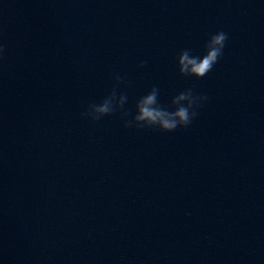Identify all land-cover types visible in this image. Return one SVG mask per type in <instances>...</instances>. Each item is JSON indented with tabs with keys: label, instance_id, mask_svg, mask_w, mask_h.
Wrapping results in <instances>:
<instances>
[{
	"label": "water",
	"instance_id": "95a60500",
	"mask_svg": "<svg viewBox=\"0 0 264 264\" xmlns=\"http://www.w3.org/2000/svg\"><path fill=\"white\" fill-rule=\"evenodd\" d=\"M218 31L212 70L179 75ZM0 43V264H264V0H0ZM153 87L207 99L125 128Z\"/></svg>",
	"mask_w": 264,
	"mask_h": 264
},
{
	"label": "clouds",
	"instance_id": "9594fccd",
	"mask_svg": "<svg viewBox=\"0 0 264 264\" xmlns=\"http://www.w3.org/2000/svg\"><path fill=\"white\" fill-rule=\"evenodd\" d=\"M227 39V33L218 31L207 39L202 56L192 55L188 49L179 52L176 57L178 74L195 79L206 76L220 59ZM5 47L3 43H0V60L4 58ZM143 66V62L138 65V67ZM114 79L117 84L122 82V78L119 76L114 77ZM157 96L158 89L156 87L142 96L135 104V114L131 116L130 120H125L124 127L135 126L138 129H156L160 132H172L178 128H186L197 116L196 109L207 99L204 96L193 95L189 89L174 96L169 107H162L157 103ZM125 100L124 94L117 96L115 89H113L100 103L90 104L81 113V117L96 122L104 116L119 111ZM128 115L129 113L125 111L122 113V118Z\"/></svg>",
	"mask_w": 264,
	"mask_h": 264
}]
</instances>
